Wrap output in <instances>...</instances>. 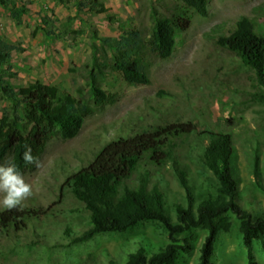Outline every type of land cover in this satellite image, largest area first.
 <instances>
[{
	"label": "rangeland",
	"instance_id": "obj_1",
	"mask_svg": "<svg viewBox=\"0 0 264 264\" xmlns=\"http://www.w3.org/2000/svg\"><path fill=\"white\" fill-rule=\"evenodd\" d=\"M102 1L108 8L104 14L80 10L77 0L66 7L55 0H16L18 7L26 9L22 24L13 19L10 8L0 3V34L15 47L11 58L0 64V72L8 70L14 75L5 77V83L19 89L41 81L56 86L61 93L75 95L78 88H85L84 75L95 56L101 65L109 63L100 38H117L125 31L137 30L148 40L153 11L167 15L179 8L177 0ZM208 1L206 17L189 12L191 27L177 36L171 58L146 56L149 85L128 86L115 72L103 69L104 87L119 93L118 102L89 117L77 137H54L39 160L40 166L22 173L33 189L22 206H54L51 214L31 221L20 232L0 230V264H109L111 259L125 264L129 254L139 249L149 256L162 250L170 241L156 221L73 243L91 227L90 214L69 188L61 197L66 178L86 167L103 145L156 125L193 122L201 130L231 134L236 149L237 201L253 216L264 217V103L258 100L260 89L254 71L216 42L242 17L252 18L257 34L264 36V0ZM69 17H75L73 29L81 33L76 37L61 35ZM42 28L54 34L48 36ZM11 107L0 91V118ZM170 143L167 151L171 159L157 165L147 154L120 191L137 188L142 180L149 187H159L176 222V205L187 207L188 203L174 162L188 174L197 200L195 212L203 199L217 194L218 180L203 161L207 136L184 135ZM257 161L259 170L255 174ZM0 209L5 208L0 205ZM239 226L240 220L234 217L232 230L219 236L213 256L218 264H248V249ZM193 233L198 239L181 255L179 264H199L207 232L198 228ZM252 251L256 262L264 264V240L254 241Z\"/></svg>",
	"mask_w": 264,
	"mask_h": 264
},
{
	"label": "trees",
	"instance_id": "obj_2",
	"mask_svg": "<svg viewBox=\"0 0 264 264\" xmlns=\"http://www.w3.org/2000/svg\"><path fill=\"white\" fill-rule=\"evenodd\" d=\"M68 6L71 0H55ZM179 8L170 14L153 11V27L146 40L137 30L125 31L117 38H100L109 63L101 65L94 57L84 75L85 88H78L75 95L61 93L56 86L36 81L14 89L5 83V77L14 75L8 70L0 72V91L12 103L0 118V163H13L21 173L33 168L25 165L22 155L25 144L32 148V155L40 160L47 144L56 136L73 139L80 133L85 121L99 109L118 102L119 93L104 87V68L115 72L128 86L150 84L149 65L146 56L167 60L173 55L177 36L192 24L189 12L206 17L208 0H177ZM80 10L104 14L108 8L102 0H77ZM10 8L17 23H23L25 7H18L16 0H0ZM75 17L64 21L60 30L63 37L81 34L73 29ZM46 35L54 31L42 28ZM36 32V31H35ZM37 33V32H36ZM73 37V38H75ZM217 44L234 53L255 73L260 89L258 100L264 103V36L256 32L255 21L242 17L233 23L227 35H221ZM15 47L0 34V64L9 60ZM198 133L209 138L203 161L218 180L217 194L203 199L197 206L193 187L186 170L177 162L174 169L181 187L186 192L188 206L176 205L177 221L173 222L166 205L165 195L157 186L149 187L142 180L137 188H124L123 182L137 169L147 154L157 165L171 159L167 149L170 140ZM235 155L232 135L213 130H201L193 122H176L152 126L130 137H119L103 145L93 160L69 175L61 187V197L69 188L90 214L91 227L73 239V243L90 241L105 233L124 232L143 222L156 221L167 231L169 243L158 253L148 255L144 249L129 254L125 264H179L181 255L187 253L190 244L197 241L194 230L207 232L201 247L199 264H218L213 260L215 246L222 233L233 228V218L240 220L239 231L248 249V264H258L252 251L253 242L264 240V217L253 216L237 201L238 180L235 173ZM259 164L255 163V174ZM59 203V202H58ZM56 203V204H58ZM47 208L23 207L0 209V230L4 233L20 232L33 220L51 214ZM185 235V238L181 236ZM109 264H118L111 259Z\"/></svg>",
	"mask_w": 264,
	"mask_h": 264
},
{
	"label": "clouds",
	"instance_id": "obj_3",
	"mask_svg": "<svg viewBox=\"0 0 264 264\" xmlns=\"http://www.w3.org/2000/svg\"><path fill=\"white\" fill-rule=\"evenodd\" d=\"M32 148L25 144L22 159L25 165L40 166L37 156L32 155ZM0 205L7 210L18 209L24 201L33 195L32 185L27 183L22 173L13 163H0Z\"/></svg>",
	"mask_w": 264,
	"mask_h": 264
}]
</instances>
